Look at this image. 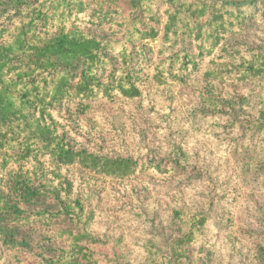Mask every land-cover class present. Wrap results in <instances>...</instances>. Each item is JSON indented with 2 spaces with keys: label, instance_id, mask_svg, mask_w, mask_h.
<instances>
[{
  "label": "trees",
  "instance_id": "1",
  "mask_svg": "<svg viewBox=\"0 0 264 264\" xmlns=\"http://www.w3.org/2000/svg\"><path fill=\"white\" fill-rule=\"evenodd\" d=\"M162 1L161 30L149 25L158 21L149 0H31L21 12H6L8 21L0 18V247L12 264H131L121 239L88 232L94 215L71 199L72 183L59 170L76 166L123 181L137 162L70 146L55 108L72 102L84 114L98 98H138L133 62L160 34L162 59L145 74L158 85L183 83L206 59V79L264 80V46L228 63L213 59L217 50L228 51L227 34L244 30L249 11L264 8V0ZM89 10L121 38L108 42L70 28ZM250 128L264 147V112ZM207 221L205 214L189 216L168 249L146 246L139 264H189L186 247Z\"/></svg>",
  "mask_w": 264,
  "mask_h": 264
},
{
  "label": "rangeland",
  "instance_id": "2",
  "mask_svg": "<svg viewBox=\"0 0 264 264\" xmlns=\"http://www.w3.org/2000/svg\"><path fill=\"white\" fill-rule=\"evenodd\" d=\"M30 1L0 0V18L8 21L6 12H21ZM148 6L158 20L149 25L161 30L165 4L149 0ZM263 10L251 9L244 30L227 34L222 44L228 51L217 50L213 59L228 63L239 53L260 50ZM71 27L108 42L121 38L120 32L110 34L91 10ZM160 36L133 62V77L141 81L138 98L116 94L91 101L84 114L72 102L52 112L70 146L130 158L137 162L136 172L123 181L76 166L59 173L72 183L71 199H80L94 215L88 232L121 239L131 264L144 261L148 245L168 249L182 233V222L195 214H205L208 221L186 247L189 264H264V147L250 128L264 112V80L206 79V59L183 83L158 85L145 74L162 59ZM192 48L188 44V52ZM0 264H12L1 247Z\"/></svg>",
  "mask_w": 264,
  "mask_h": 264
}]
</instances>
